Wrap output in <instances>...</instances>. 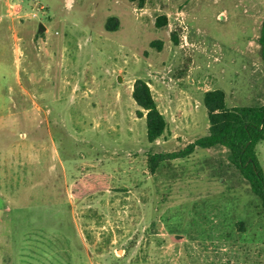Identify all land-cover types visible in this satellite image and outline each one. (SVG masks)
<instances>
[{
  "label": "rangeland",
  "instance_id": "rangeland-1",
  "mask_svg": "<svg viewBox=\"0 0 264 264\" xmlns=\"http://www.w3.org/2000/svg\"><path fill=\"white\" fill-rule=\"evenodd\" d=\"M263 19L264 0H0V264H264L261 200L226 148L148 163L208 134L206 91L264 104ZM137 79L167 122L155 142Z\"/></svg>",
  "mask_w": 264,
  "mask_h": 264
},
{
  "label": "trees",
  "instance_id": "trees-1",
  "mask_svg": "<svg viewBox=\"0 0 264 264\" xmlns=\"http://www.w3.org/2000/svg\"><path fill=\"white\" fill-rule=\"evenodd\" d=\"M166 22V18H163L162 23ZM118 27V17H110L106 23L107 30L114 31ZM258 42L264 63V19ZM132 96L140 107L138 114L146 115L148 140L155 142L164 133L167 122L148 82L137 79ZM203 104L208 113V134L197 138L180 151L150 154V169L156 171L163 162L187 157L197 148L224 147L227 149L229 163L247 181L251 192L261 200L264 210V169L257 152V145L264 140V104L229 106L225 93L220 89L206 91Z\"/></svg>",
  "mask_w": 264,
  "mask_h": 264
},
{
  "label": "crops",
  "instance_id": "crops-1",
  "mask_svg": "<svg viewBox=\"0 0 264 264\" xmlns=\"http://www.w3.org/2000/svg\"><path fill=\"white\" fill-rule=\"evenodd\" d=\"M0 196H6V195H4L3 194V191H0ZM8 211V208L7 207H0V227L2 228L1 230H6L5 229V219H4V215H5V213ZM1 239H3L4 237L3 236H1L0 237Z\"/></svg>",
  "mask_w": 264,
  "mask_h": 264
},
{
  "label": "water",
  "instance_id": "water-1",
  "mask_svg": "<svg viewBox=\"0 0 264 264\" xmlns=\"http://www.w3.org/2000/svg\"><path fill=\"white\" fill-rule=\"evenodd\" d=\"M44 29H45V25L43 23H40L39 31L42 32V30H44ZM121 80H122V78H121V76H119V81H121Z\"/></svg>",
  "mask_w": 264,
  "mask_h": 264
}]
</instances>
